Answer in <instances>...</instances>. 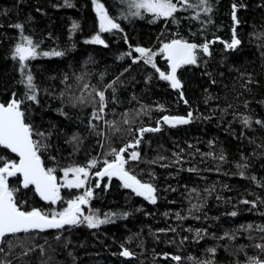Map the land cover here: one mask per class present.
Instances as JSON below:
<instances>
[{
    "label": "trees",
    "instance_id": "obj_1",
    "mask_svg": "<svg viewBox=\"0 0 264 264\" xmlns=\"http://www.w3.org/2000/svg\"><path fill=\"white\" fill-rule=\"evenodd\" d=\"M173 2L178 7L173 17L157 18L144 10L132 15L136 9L130 0H99L119 24L101 32L92 0H0V102L22 101L26 123L34 133H44L33 139L41 144L43 166L54 169L57 181L64 169L97 161L85 188L61 187L55 204L42 201L32 185L23 188L19 175L9 177L10 187L18 189L17 201L26 211L59 212L91 188L89 207L81 205L83 215L87 210L110 215V222L96 228L84 222L8 235L0 243V264L264 261V247H257L264 246V124L256 123L264 122V0ZM205 6L211 12L205 13ZM233 27L240 44L230 49L226 44ZM96 35L104 44L86 43ZM23 36L38 45V55L21 68L13 51ZM174 39L209 45V54L196 50V64L177 69L178 90L134 51L152 50L153 63L167 74L160 49ZM54 51L63 55H43ZM28 74L35 102L27 99L32 94ZM96 91L105 92L101 120L92 116L99 110ZM189 112L187 124L161 120ZM244 117L250 118V127ZM105 121H114V127ZM144 127L160 130L145 132L141 139L138 130ZM137 139L140 144L124 156L135 150L139 159H129L125 168L154 186L156 203L123 187L116 176L99 180L96 175L104 160L114 159L112 149ZM16 161L0 146V166ZM125 249L132 255L122 256Z\"/></svg>",
    "mask_w": 264,
    "mask_h": 264
},
{
    "label": "snow or ice",
    "instance_id": "obj_2",
    "mask_svg": "<svg viewBox=\"0 0 264 264\" xmlns=\"http://www.w3.org/2000/svg\"><path fill=\"white\" fill-rule=\"evenodd\" d=\"M97 16L99 18L100 31H110L112 29H118L119 24L105 11L104 5L99 3V0H92ZM67 3V0H66ZM180 4H187V0H179ZM201 5H207V0H200ZM70 6V5H69ZM190 6V5H189ZM130 7L135 8L136 11L131 13L132 15L139 16L140 10L152 13L155 17L169 18L173 17V14L178 11L177 3L173 0H130ZM205 13L211 12V7L205 6L203 8ZM233 20L236 21L235 12L233 13ZM16 28L22 29L20 24L15 25ZM73 30L78 25L73 24ZM86 43L104 44V41L99 35L92 37L91 40ZM240 44V40L236 38L235 30H233V39L231 43L226 44V48L233 49ZM38 45L34 44L33 40L28 36L22 37V42L15 45L13 51V59H18L21 68L26 66V61L35 58L38 55ZM200 49L204 54H209V45L205 43L203 45H197L194 43H188L184 40L174 39L170 43H165L160 49V52L166 54V58L169 62L170 71L166 74L160 71L153 63L152 57L155 55L150 49L142 47H136L134 51L140 54V58L144 60L146 64H150L159 73L160 78L169 81L173 89H180L181 82L177 78V69L183 65H194L197 63L196 50ZM44 56L55 55L61 56L62 52L54 51L52 53L44 52ZM131 55V53H129ZM135 62V59H134ZM29 91L32 93L27 95V99L31 101H37L35 95V85L33 84V77L28 74L26 77ZM87 88L88 85H85ZM108 87H111L109 85ZM96 96L99 97V110L94 111L93 119H103V113L105 111V92L96 91ZM181 99H183V93H181ZM83 103V100L80 101ZM21 100L12 99L5 104H0V146L9 149L19 157V162H4L3 166H0V240H3L6 236H15L18 233H29L32 230L44 231L46 229H58L65 225H77L80 223H87L89 228H96L102 224L110 222V215L106 214L104 219L99 218L95 214L83 215L81 205L88 203L92 197L93 192L91 188H88L83 195L77 196L73 200L67 202L68 206L63 211H53L51 213H45L39 209L33 208L30 211L23 210V206L17 201L15 193L18 189H14L9 185V177L17 176L18 174L23 177L22 187L28 188L30 185L34 186L35 192L44 201L55 204L60 197L61 187L67 188H81L84 187L88 177L89 168L95 167L97 161L93 160L89 163L88 167H70L64 169V183L58 184L57 177L53 174L54 169L45 168L41 163V157L38 154L41 150L40 142L33 139V135L44 136V133H34L32 125L26 123L25 113L21 110ZM185 103L187 101L185 100ZM192 118V113L189 112L187 117H170L164 116L163 122L170 126L177 124H187ZM243 124L246 127L251 126V120L249 117L243 118ZM110 127H114V121H105ZM124 123H129L126 119ZM159 123V121L157 122ZM257 124H264V122L257 120ZM118 130V129H117ZM157 128H140L138 131L142 135L145 132L159 131ZM78 137L74 136L73 140H77ZM141 139H137L134 143H129L124 147L112 149V155L114 159L104 160V167L102 170L96 172L99 177L107 176L109 180L116 176L123 182V187L132 189L139 196H143L151 203H156V189L151 183H143L135 175H131L126 170L125 165L128 160H138L139 153L133 150L128 154V159H125L124 154L129 148L135 149L141 142ZM160 159H164L160 157ZM220 159H223L221 156ZM239 167V165H238ZM69 173L72 174V179H69ZM243 175V173H241ZM255 179V177H253ZM99 187V183L96 185ZM243 203H250L245 200ZM253 206H255L253 202ZM195 207V206H194ZM114 215V214H113ZM231 215L235 216L233 212ZM83 217V219H81ZM251 227V226H249ZM264 231V229H261ZM257 247H264L257 245ZM2 251V249H0ZM210 251L214 252L215 249ZM122 256L128 257L132 253L127 249L121 252ZM174 260L179 261V256L173 257ZM252 259V264H264V261ZM211 264V262H207Z\"/></svg>",
    "mask_w": 264,
    "mask_h": 264
},
{
    "label": "rangeland",
    "instance_id": "obj_3",
    "mask_svg": "<svg viewBox=\"0 0 264 264\" xmlns=\"http://www.w3.org/2000/svg\"><path fill=\"white\" fill-rule=\"evenodd\" d=\"M94 9H95V6H94ZM96 11V10H95ZM98 17V16H97ZM90 177V176H89ZM89 177H88V179H89ZM69 179H72V174L71 173H69V177H68ZM88 179H87V181H88ZM58 182V184H63L64 183V172H62V176L60 177V179L57 181ZM86 185V184H85ZM85 185H84V187H81L82 189L83 188H85ZM79 196H81V195H79ZM76 198V197H75ZM87 207H89V205L87 204ZM92 215V214H95L96 216H98L99 218H101V219H104L105 217H103L98 211H89V210H87V214L86 215ZM87 224V223H86Z\"/></svg>",
    "mask_w": 264,
    "mask_h": 264
},
{
    "label": "water",
    "instance_id": "obj_4",
    "mask_svg": "<svg viewBox=\"0 0 264 264\" xmlns=\"http://www.w3.org/2000/svg\"><path fill=\"white\" fill-rule=\"evenodd\" d=\"M234 12H235V8H234ZM234 12H233V13H234ZM235 17H236V16H235ZM233 21H234V20H233ZM236 23H237V21H234V26L236 25ZM233 30H234V27H233L232 31H233ZM188 43H189V42H188ZM165 58H166V54H165ZM166 59H167V58H166ZM168 65H169V62H168ZM169 71H170V68H169ZM177 90H178V89H177ZM0 104H3V103L0 102ZM5 105H7V103H6ZM162 118H163V117H162ZM162 118H161V120H163ZM144 128H150V127H144ZM156 128H157V127H156ZM140 135H141V134L139 133V137H141ZM6 149H7V148H6ZM7 150H8L9 152H11L9 149H7ZM11 153L14 154V155H16V154L13 153V152H11ZM16 156H17V155H16ZM16 162H17V163L19 162V157H18V156H17V161H16ZM41 163H42V162H41ZM42 165H43V164H42ZM43 167H44V166H43ZM102 169H103V167H102ZM102 169H101V170H102ZM18 175H19V174H18ZM19 176H20V175H19ZM98 177H99V176H98ZM100 178H101V177H99V180H100ZM20 179H21V184H22L23 177L20 176ZM33 187H34V186H33ZM34 190H35V188H34ZM36 194H37V193H36ZM37 195H38V194H37ZM38 196H39V195H38ZM39 197H40V196H39ZM41 200H42V199H41ZM42 201H44V200H42ZM45 202H47V201H45ZM65 226H70V225H65ZM65 226H64V227H65ZM1 241H2V240H0V243H1Z\"/></svg>",
    "mask_w": 264,
    "mask_h": 264
},
{
    "label": "bare ground",
    "instance_id": "obj_5",
    "mask_svg": "<svg viewBox=\"0 0 264 264\" xmlns=\"http://www.w3.org/2000/svg\"><path fill=\"white\" fill-rule=\"evenodd\" d=\"M58 183V182H57ZM84 189V188H83Z\"/></svg>",
    "mask_w": 264,
    "mask_h": 264
}]
</instances>
